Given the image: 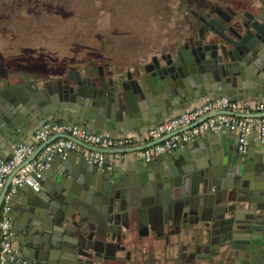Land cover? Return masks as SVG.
I'll return each instance as SVG.
<instances>
[{"label":"water","instance_id":"1","mask_svg":"<svg viewBox=\"0 0 264 264\" xmlns=\"http://www.w3.org/2000/svg\"><path fill=\"white\" fill-rule=\"evenodd\" d=\"M259 1L236 39L218 33L221 42L215 46L205 42L154 57L140 76L129 72L127 80L108 78L99 66L97 77L70 71L65 81L8 89L9 96L3 93L5 99H0V153L48 121L115 136L131 125H152V114L156 125L182 103L204 94L230 96L264 85V0ZM225 140L222 131L202 136L190 147L191 154L185 143L164 158L138 162L135 174L109 169L108 163L99 168L76 151L54 154L42 188L31 192V187H20L12 196L15 203L26 197L21 201L26 207L13 206L21 261L11 264L78 263L96 245L121 238L144 212L150 221L158 217L163 224L189 223L194 239L217 249L214 256L222 264L232 258L235 263L264 264V158L252 163L250 153L241 154L237 144L231 159L221 161Z\"/></svg>","mask_w":264,"mask_h":264},{"label":"rangeland","instance_id":"2","mask_svg":"<svg viewBox=\"0 0 264 264\" xmlns=\"http://www.w3.org/2000/svg\"><path fill=\"white\" fill-rule=\"evenodd\" d=\"M187 14L184 0H0V89L143 71L185 41Z\"/></svg>","mask_w":264,"mask_h":264},{"label":"built area","instance_id":"3","mask_svg":"<svg viewBox=\"0 0 264 264\" xmlns=\"http://www.w3.org/2000/svg\"><path fill=\"white\" fill-rule=\"evenodd\" d=\"M250 109L264 112V101L253 102L228 95H206L197 106L173 114L148 127L144 134L136 136L94 133L83 126L63 121L41 124L34 131L33 142L18 143L10 156L0 157V191L8 178H11L12 183V191L5 196L1 207L0 264L21 260L14 248L16 231L12 215V194L23 186L39 191L54 154L66 155L70 151H76L84 154L89 163L103 168L106 166V150H113L114 158L119 160L124 154L117 150L144 145L140 153L145 160L151 161L165 152L194 141L202 134L218 133L226 129L237 134L239 151L244 154L247 151L249 135L254 128H257L264 138V115H238ZM50 138L38 156L30 159L37 144ZM78 141L93 149L82 146Z\"/></svg>","mask_w":264,"mask_h":264},{"label":"flooded vegetation","instance_id":"4","mask_svg":"<svg viewBox=\"0 0 264 264\" xmlns=\"http://www.w3.org/2000/svg\"><path fill=\"white\" fill-rule=\"evenodd\" d=\"M184 1L190 20L185 41L176 48L152 56L144 65L143 71L154 61V57L161 59L163 56L176 55L187 49L204 45L205 42L211 46L217 45L221 42L218 33L236 39V34L243 31V20L247 15L251 16L256 12V5L260 2L259 0ZM129 72L131 71L125 74L114 72L112 75L124 79L128 77ZM133 72L131 73L134 76ZM21 82H8L7 87L11 89L17 85L20 86ZM6 91L7 89L0 90V99L4 97L3 93ZM151 221L150 226L142 219L131 221L128 229H124L121 238H110L111 243L107 246L96 245L90 256L84 258L80 264H203V262L222 264L214 256L217 249L198 243L193 247L187 238L180 236L185 230L189 232V223L163 224L158 217L155 222ZM174 234L180 237L176 239L173 237Z\"/></svg>","mask_w":264,"mask_h":264},{"label":"crops","instance_id":"5","mask_svg":"<svg viewBox=\"0 0 264 264\" xmlns=\"http://www.w3.org/2000/svg\"><path fill=\"white\" fill-rule=\"evenodd\" d=\"M144 72H142V70H140V71H134L133 72V74H134V76L136 77V76H140V75H142ZM82 74V73H81ZM262 74H264V72H262ZM84 77L85 76H92V77H94L93 76V74H89V73H86V74H82ZM106 75V74H105ZM107 76V75H106ZM96 77V76H95ZM108 78L109 77H111V76H107ZM121 78V77H120ZM64 81L66 80V79H63ZM122 80H127V77H124V79L122 78ZM51 81V80H50ZM32 82H34V81H23V82H21L20 84L21 85H24V84H26V85H32ZM55 82V81H54ZM44 85V82L40 85V86H43ZM18 86V85H17ZM8 90V87H7V85L5 86V87H2V89H0V90ZM123 93V89H121V94ZM4 94H6L7 96H9V93L8 92H5ZM206 95H210V96H216V95H214V94H204V95H202V96H200L198 99H197V101H193V102H191V103H182V106L181 107H178V108H176V109H174L172 112H170L169 114H168V116H166L165 118H167V117H169V116H171V115H173V114H177V113H179V112H181V111H183V110H185V109H189V108H192V107H194V106H197L198 104H200L201 102H202V100H203V98L206 96ZM220 96V95H219ZM229 96V95H228ZM230 97H233V98H237V99H243V100H250V101H253V102H260V101H264V85H261V84H255V87H253V89H246V90H244V91H239V93L238 94H236V95H230ZM1 99H5L4 97L2 98L1 97ZM179 106V105H178ZM242 116H245V117H255V116H260V115H262V114H264V112H259V111H256V110H248L247 112H242V113H240ZM156 115L155 114H152V115H149L148 116V120L151 122V124L152 125H154L153 123H154V121L156 120ZM165 118H163V119H165ZM163 119H161L160 121H162ZM57 121H61V120H57ZM159 121V122H160ZM41 124H39V125H35L34 127H32V129L29 131V133L26 135V137H25V141L24 142H33L34 141V139H33V134H34V131H35V129L38 127V126H40ZM152 125H150V126H152ZM149 125H144V126H142V127H140V128H136V127H133L132 125L130 126V127H128V128H126V130L125 131H118L117 133H116V135L115 136H120V135H125V134H131V135H140V134H144L146 131H147V128L148 127H150ZM222 133H224V135H226V140H225V142L223 143L224 144V148L223 149H221V155H220V158H221V161H226V159H231V156H230V150H231V148H235L236 146H237V144H238V138H237V134L235 133V132H231V131H229V130H223L222 131ZM104 134H105V132H104ZM214 135V133L213 132H209V133H206V134H202V135H200V136H198V137H196V139L194 140V141H192V142H189V143H187L188 144V146H185V148L184 149H186V148H188V151H187V153L188 154H191V151H189V149H190V147H195V141L196 140H198V139H200L202 136H213ZM51 140V138L50 139H48V140H46V141H44V142H40V143H38L37 144V148H36V150H35V152H34V154L31 156V158L30 159H33V157H34V155L38 152V151H42L43 150V148H44V146L49 142ZM16 144H18L17 142H15V143H11L10 145H9V148H7V149H5L4 151H2L1 153H0V157H7V156H10L11 155V153H12V150H13V148L15 147V145ZM147 144H150V143H147ZM197 145V144H196ZM142 146H144V145H141L140 147H135V148H133V149H137V150H133V151H130V152H122L123 154H124V156H123V158L122 159H119V160H117V159H115L114 158V151L113 150H106V163H108V168L109 169H117V168H120L121 170H122V172H126V173H128V172H130V173H133V174H135V170H137L136 169V167H137V164H138V162H142V161H144L145 159L142 157V155H141V150L143 149V147ZM197 147V146H196ZM178 148V147H177ZM198 148V147H197ZM132 149V148H131ZM176 149V148H175ZM175 149H173V150H171V151H169V152H165V153H163V154H161V155H159V156H157L155 159H153V160H157V159H161V158H164V157H166L169 153H171L172 151H174ZM247 152L248 153H250V156H251V162L252 163H257V162H259V161H261L262 160V158H264V138H262V136H261V134H260V132H259V130L257 129V128H254L253 130H252V132L250 133V135H249V139H248V149H247ZM79 153V152H78ZM242 154V153H241ZM205 160H206V158H205ZM51 168V165L49 166V168H48V170ZM49 179V178H48ZM52 183H54V180H51V179H49ZM23 187H27V186H23ZM12 191V183H11V178H8L7 179V181H6V183H5V186H4V188L0 191V200L3 198V195L5 194V193H10ZM32 191H35V190H33L32 188H31V192ZM15 193V192H14ZM13 193V194H14ZM13 194H12V196H13ZM25 200H26V197H24V196H19L18 198H17V200H16V203L15 202H13V199H12V211H13V206L14 205H17V206H25ZM21 201H23V202H21ZM26 207V206H25ZM17 212H19L18 210H17ZM13 215V214H12ZM193 218V219H192ZM13 219H14V217H13ZM150 217L149 216H147L146 215V213L144 212L143 214H142V220L143 221H145L149 226H150ZM155 219H156V217L154 218V219H152V221L151 222H155ZM191 219H192V222H195L196 220H197V217L195 216V215H192V217H191ZM133 222L134 221H137V219L135 218V219H133L132 220ZM153 224H155V223H153ZM14 226H15V231L17 230L16 229V225H15V221H14ZM186 231V230H185ZM185 231H184V233H181L180 234V236L181 235H183L185 238H187V240H189L191 243H192V246L194 247V246H196L197 245V243L198 244H202V245H204V244H206L205 246L207 247V246H209L208 245V243H203V242H200V241H197L196 239H194V237H193V235H192V231H191V229L190 230H188L189 232H187L186 231V233H185ZM179 235H176V234H174L173 235V237L174 238H176V239H178V237H180ZM194 242H193V241ZM14 248H15V250H16V252H17V245H16V243H15V241H14ZM21 261V260H20ZM224 261V260H223ZM82 261H80V262H76V261H74V262H72L73 264H80ZM226 262V261H225ZM224 263V262H223ZM203 264H206L205 262H203ZM224 264H242V263H240V260H238V263H235V261H234V259L232 258V259H228L227 260V263H224Z\"/></svg>","mask_w":264,"mask_h":264}]
</instances>
